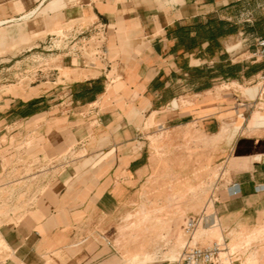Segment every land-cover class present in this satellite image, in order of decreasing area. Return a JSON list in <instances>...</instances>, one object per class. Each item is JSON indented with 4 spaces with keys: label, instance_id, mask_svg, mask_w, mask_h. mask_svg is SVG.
<instances>
[{
    "label": "crops",
    "instance_id": "obj_1",
    "mask_svg": "<svg viewBox=\"0 0 264 264\" xmlns=\"http://www.w3.org/2000/svg\"><path fill=\"white\" fill-rule=\"evenodd\" d=\"M230 1L0 0V25L45 9L50 25L99 21L109 38L107 60L67 61L59 94L40 85L0 97V239L7 248L0 264H113L111 245L95 238V217L115 214L147 176L151 120L162 129L193 125L205 134L217 133L223 120L242 122L228 148L241 197L227 187L215 213L224 231L264 225V117L255 116L261 124L250 129L264 102L249 111L240 106L243 97L217 91L218 84L256 81L264 70L232 60L228 41L241 33L226 17ZM40 117L42 128L18 130ZM22 136L44 156L47 172L39 177L47 178L38 196L24 193L37 205L20 210L4 201L17 198L9 193L17 185L9 174L19 164ZM72 149L84 155L62 162ZM31 180L20 183L29 188Z\"/></svg>",
    "mask_w": 264,
    "mask_h": 264
},
{
    "label": "rangeland",
    "instance_id": "obj_2",
    "mask_svg": "<svg viewBox=\"0 0 264 264\" xmlns=\"http://www.w3.org/2000/svg\"><path fill=\"white\" fill-rule=\"evenodd\" d=\"M231 1L226 17L241 34L228 41V50L233 61L250 63L256 39L264 34V0ZM48 14L49 11L40 9L30 18L0 25V97L2 94L8 97L23 95L29 87L40 85L52 87V92L59 94L60 83L66 79L63 70L68 60L85 64H94L95 58L107 60L104 54L109 40L108 30L105 39L91 41L88 37L80 42V38L75 41L80 42L75 46L63 36L76 30H87L91 23L76 21L50 25ZM95 49L102 51L100 57L95 56ZM212 62L210 65L216 66L218 59H212ZM220 86L217 85L219 93L244 99L255 98L262 89L257 79L246 85ZM184 101L183 105L191 103L190 100ZM260 107L262 111L253 113L250 129L261 124L254 119L255 116L264 117V105ZM241 123L234 119L223 120L215 134H205L193 125L162 129L153 120L147 124V176L133 190L131 199L122 201L115 214L95 217V238L111 245L113 264H182L190 242L201 247L225 242L234 260L239 259L242 264H264V225L224 231L220 216L215 213L219 194L233 185L235 168L232 162L230 164L228 148L242 130ZM43 125L44 119L40 117L24 121L17 128L36 131ZM24 138H19L20 144L15 147V159L19 164L9 174L17 184L9 193L17 198L4 201L6 206L20 210L37 205L38 200L23 198L24 193L30 189L38 196L47 178L39 177L45 174V170L47 172L43 165L47 164L43 161L44 156L38 152L35 155L33 142H24ZM83 155L72 149L61 160L71 163ZM8 171L12 169H6V174ZM26 177L33 179L34 186L30 184L28 188L20 183ZM204 212L209 215V223L189 231L187 220ZM21 213L18 218L25 212ZM6 251L0 239V259L6 256Z\"/></svg>",
    "mask_w": 264,
    "mask_h": 264
},
{
    "label": "built area",
    "instance_id": "obj_3",
    "mask_svg": "<svg viewBox=\"0 0 264 264\" xmlns=\"http://www.w3.org/2000/svg\"><path fill=\"white\" fill-rule=\"evenodd\" d=\"M107 30L108 28L105 23L97 21L91 23V27L87 28V30H78L79 32L76 30L75 33H67L66 37H63L66 41L70 40L69 43H74L76 46L81 41H86L88 37H91V41L95 38L105 39ZM77 39H80V42L75 43ZM100 52L102 51L95 49V56L100 57ZM252 58L255 63L264 64V35L256 39L255 51L252 55ZM257 81L262 87L261 91H258L255 98H245L244 102H240L241 108H247L249 111H253L255 108H257L259 103L264 102V70L258 75ZM230 188L232 190L231 196L234 199L241 197V189L239 184L235 183ZM209 219V215L206 212L191 216L187 220L186 228L191 232L195 231L200 226L208 224L210 221ZM192 243L193 242H190L185 250L182 264H242L239 259L234 260L232 258V255H230L225 242H214L212 245L206 247H201L200 245L196 244L193 245Z\"/></svg>",
    "mask_w": 264,
    "mask_h": 264
},
{
    "label": "bare ground",
    "instance_id": "obj_4",
    "mask_svg": "<svg viewBox=\"0 0 264 264\" xmlns=\"http://www.w3.org/2000/svg\"><path fill=\"white\" fill-rule=\"evenodd\" d=\"M249 97V96H248ZM250 98H253V97H250Z\"/></svg>",
    "mask_w": 264,
    "mask_h": 264
}]
</instances>
